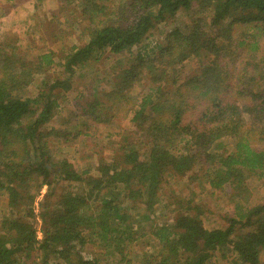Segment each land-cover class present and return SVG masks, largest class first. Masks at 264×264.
Segmentation results:
<instances>
[{
  "label": "trees",
  "instance_id": "1",
  "mask_svg": "<svg viewBox=\"0 0 264 264\" xmlns=\"http://www.w3.org/2000/svg\"><path fill=\"white\" fill-rule=\"evenodd\" d=\"M75 5L87 40L58 57L61 74L49 73L53 52L30 59L18 54L13 40L0 43V197L6 206L0 264H101L83 257L86 245L112 254L116 264H212L217 257L264 264L261 202L214 228L181 202L169 224L151 228L155 253L142 262L130 254L138 237L126 222L131 204L145 219L153 215L168 177L186 176L187 184L196 180L239 197L248 177L263 175L264 0ZM193 9L195 17L183 27H172L152 48L144 43L156 26ZM102 55L125 61L111 70L101 96L77 105V119L98 128L127 121L130 128L114 144L112 162L97 160L79 170L55 154L51 136L66 141L81 132L70 133L69 121L63 128L50 124L75 68ZM188 64L194 71L184 76ZM32 86L36 93L28 95ZM42 188L46 193L34 208Z\"/></svg>",
  "mask_w": 264,
  "mask_h": 264
},
{
  "label": "rangeland",
  "instance_id": "2",
  "mask_svg": "<svg viewBox=\"0 0 264 264\" xmlns=\"http://www.w3.org/2000/svg\"><path fill=\"white\" fill-rule=\"evenodd\" d=\"M75 1L0 0V43L2 44L7 39L13 40L20 49L18 54L30 59L41 53L53 52V60L56 65L49 69V73L51 76L61 74L62 67L59 65L58 57L65 55L71 46L82 45L87 40L85 26L80 20H77L78 11L75 8ZM191 11L178 15L174 21L156 26L154 30L150 31L144 43L148 48H152L172 27H183L187 18L195 17L194 9ZM261 56L262 52H258L257 60ZM124 61L122 56L106 57L102 55L97 61L76 67L71 77L74 82L71 89L65 92L59 100L58 117L51 122L50 126L63 128L62 126H66L65 124L69 121V132L76 134L80 131L81 133L76 137L73 135L68 137L66 141L53 139L51 136V144L56 155L67 158L79 170L88 168L97 160L105 159L104 161L112 162L113 157L117 156V154H113L114 144L121 143L123 132H129L130 126L127 121H120L121 125L112 122L108 125H100L98 128L97 125H90L81 118L77 119L79 115V106L77 105L83 98L101 96L102 92L110 85L111 70L120 63L122 65ZM193 71V66L188 64L182 75H190ZM140 87L141 85L136 84L132 92H139ZM35 93V86L29 88L28 95ZM195 174L199 176L198 171H195ZM186 179L189 180L186 176L184 179L179 177L166 179L159 191L156 209L148 219L141 216L140 212H136L139 208L131 204L133 209L127 212L126 222L133 225L131 232L134 237H138L129 247L133 259L142 262L147 254L155 253V246L152 244L154 242L150 241L151 228L158 223L169 224L172 217L171 210L177 208L179 204L183 203V207L189 206L193 214L200 216L205 227L214 228L223 227L226 217L243 214L247 205L264 203V171L260 178L250 176L246 179V187L239 197L232 196L230 190L224 192L211 190L207 184H199L196 180L187 184ZM79 186L77 185L76 188ZM45 193L46 188H42L34 208H37V202L42 199ZM245 201H247L246 204H244ZM5 207V200L0 197V219ZM37 233V236L40 237L41 233L39 231ZM82 255L86 259L93 257L101 259V264H116L112 254L105 255L93 245L83 247ZM51 260L48 259L50 263ZM214 261L212 264H229L219 257Z\"/></svg>",
  "mask_w": 264,
  "mask_h": 264
}]
</instances>
